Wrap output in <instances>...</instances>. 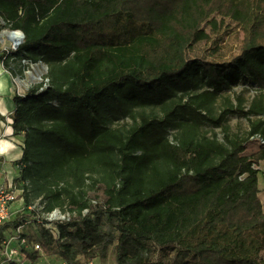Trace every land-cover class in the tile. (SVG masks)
Returning a JSON list of instances; mask_svg holds the SVG:
<instances>
[{"label":"trees","instance_id":"1","mask_svg":"<svg viewBox=\"0 0 264 264\" xmlns=\"http://www.w3.org/2000/svg\"><path fill=\"white\" fill-rule=\"evenodd\" d=\"M0 18L25 36L0 56L5 68L23 79L47 66L15 96L24 146L13 186L26 209L0 226V251L22 228L30 264H90L110 248L114 264H264V0H0ZM231 24L242 38L230 60L189 57L209 42L220 55ZM243 81L256 89L248 106L242 93L216 117L218 98ZM229 114L246 119L244 136ZM35 201L69 213L55 222L64 237L50 222L27 235Z\"/></svg>","mask_w":264,"mask_h":264},{"label":"rangeland","instance_id":"2","mask_svg":"<svg viewBox=\"0 0 264 264\" xmlns=\"http://www.w3.org/2000/svg\"><path fill=\"white\" fill-rule=\"evenodd\" d=\"M217 21H219V18H217ZM207 29H210L209 25H207L206 27ZM224 31L225 29L222 28L221 30V34L220 36L223 35L224 41L220 42L218 44L219 46V54L220 55H211L210 51L211 49H215V44L209 42V43H201L198 44L194 47L193 50L190 51L189 53V57L190 58H205L206 60H212V59H218V60H230L231 55L227 54L228 51H232L235 52V50L237 49V46L239 44V41L242 38L241 32L239 31V29L237 27H235L233 24H231L228 28H227V34L224 35ZM11 32V29L5 25L4 22H0V33L3 37V39H5L6 42L10 41L9 43H11V40L9 39V34ZM212 40H215V35L212 34ZM227 43V45L224 44ZM13 43V42H12ZM11 43V44H12ZM10 45L11 48H8L10 51L14 50L13 49V45ZM33 66V68H31V75H26L23 79L29 80V87L24 85V83H21V88L23 89L22 94L26 93L28 91V89L31 87V85L34 84H40L42 82H44L45 76L47 74V66L45 64L39 63V64H33L31 65ZM25 80V82H26ZM252 86L251 83L249 82H241L240 84L233 86V89L231 91H224L221 95V97L218 98L217 102L215 103V107L213 110V114L218 117L225 109V99H230V101H232V103H236L235 102V97L237 95H240L242 93H244V97L246 99H248V102L246 104V106H248V104L250 103V100L253 98V96L255 95V91L256 89L254 88H250ZM109 112V111H108ZM106 112V116L107 113ZM110 114V113H108ZM111 117V116H110ZM227 125H229V127L231 128V131L233 133H239L240 135L244 136L247 132V130L249 129L248 123L246 121V119L242 116H237L236 114H229L228 115V119H227ZM132 125L131 120L128 119H120L119 121L115 122V127L117 126H123V127H128ZM202 131L205 133V135L207 137H213L214 135H216L218 137V139L222 140L223 139V133H222V129L219 127H215L209 124H206L202 127ZM176 133L174 131H170L169 134V138L173 139L172 137L175 135ZM262 143L259 141L258 138L255 139H251L250 142L246 145V150H245V155L246 156H251L253 153H255L260 147H261ZM261 171L263 172L262 174L259 175V183L261 182V192L259 194L260 196V200L263 204V208H264V162L261 163V167H260ZM18 191V192H17ZM16 195H18L17 201H15V203L12 206L11 209V215L10 218H16L18 216H20L23 212V210H25V202H23V197L21 196L22 192L19 191L18 189L15 190ZM101 196V193H100ZM27 203V202H26ZM33 213H35L34 215L38 218V221H34V219L32 220H28V227L26 228V233L27 235H31V234H35L38 231V227L39 225H42L44 223L50 222L48 224H46L45 226L47 228H49L54 236L56 238L58 237H64L65 233L59 231L58 227L56 226L55 222L59 221V222H65V221H69V213L67 211H60L59 209L55 210L53 213L48 214L44 212V205L41 204V202L39 201H35L33 203ZM30 218V217H28ZM54 223H53V222ZM30 249V248H29ZM31 250V249H30ZM82 261H83V257H79ZM114 252L112 250V248L109 249L107 258L105 260L102 259H95L94 261L90 262V264H114ZM41 259V260H40ZM40 261L39 263L41 264H65L62 260H60L57 257H46L44 255H42L40 257Z\"/></svg>","mask_w":264,"mask_h":264},{"label":"crops","instance_id":"3","mask_svg":"<svg viewBox=\"0 0 264 264\" xmlns=\"http://www.w3.org/2000/svg\"><path fill=\"white\" fill-rule=\"evenodd\" d=\"M0 22H3L1 18ZM9 42L10 41L6 42L0 33V56L4 53H10L8 48H11L9 44H11L12 41L11 43ZM31 68H33V66L27 69L26 75H31ZM25 80L26 79L14 77L5 68L3 61L0 59V157L2 158V161H0V186L14 184L18 175L16 163L23 155V137L21 135H15L12 127V117L16 109L15 96L25 95V93L22 94L23 89L21 88V83H24L26 86L29 85V80H26V82ZM15 247L21 251L19 256L15 258L18 262L17 264H30L25 254L26 252H23V247L21 248V246L19 247L18 245ZM0 263L11 264L3 257H0Z\"/></svg>","mask_w":264,"mask_h":264},{"label":"built area","instance_id":"4","mask_svg":"<svg viewBox=\"0 0 264 264\" xmlns=\"http://www.w3.org/2000/svg\"><path fill=\"white\" fill-rule=\"evenodd\" d=\"M15 190L17 189L14 188L13 184L0 186V226L10 219L12 206L18 198ZM21 231L22 228H19L16 232V236H12L11 238H9L5 242L4 248L0 251V257H3L8 262H15V258H17L21 252L18 248L15 247V242H18L20 240V246L27 243L25 239H20ZM34 248L36 251H41V248L38 244H36Z\"/></svg>","mask_w":264,"mask_h":264},{"label":"water","instance_id":"5","mask_svg":"<svg viewBox=\"0 0 264 264\" xmlns=\"http://www.w3.org/2000/svg\"><path fill=\"white\" fill-rule=\"evenodd\" d=\"M9 39L13 42V47L16 50L24 42L25 36L21 31H11Z\"/></svg>","mask_w":264,"mask_h":264}]
</instances>
